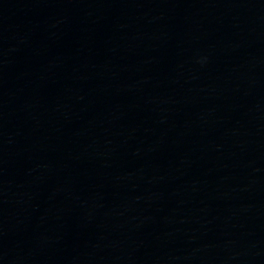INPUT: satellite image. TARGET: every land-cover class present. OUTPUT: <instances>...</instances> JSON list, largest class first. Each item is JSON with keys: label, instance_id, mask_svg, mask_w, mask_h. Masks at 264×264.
<instances>
[{"label": "water", "instance_id": "obj_1", "mask_svg": "<svg viewBox=\"0 0 264 264\" xmlns=\"http://www.w3.org/2000/svg\"><path fill=\"white\" fill-rule=\"evenodd\" d=\"M0 264H264V0H0Z\"/></svg>", "mask_w": 264, "mask_h": 264}]
</instances>
